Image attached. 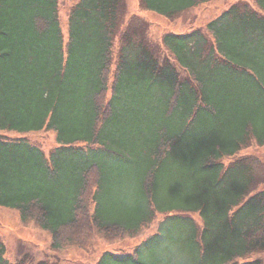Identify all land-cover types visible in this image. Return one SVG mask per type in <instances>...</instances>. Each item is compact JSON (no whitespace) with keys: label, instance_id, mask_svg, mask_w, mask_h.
<instances>
[{"label":"trees","instance_id":"1","mask_svg":"<svg viewBox=\"0 0 264 264\" xmlns=\"http://www.w3.org/2000/svg\"><path fill=\"white\" fill-rule=\"evenodd\" d=\"M209 1L140 4L175 20ZM255 2L157 43L126 0H79L67 39L59 0H0V207L47 230L54 249L157 222L132 252L95 264H264L253 258L264 253L262 161L238 156L264 146ZM44 130L56 136L49 157L7 135ZM6 252L0 236V264H24Z\"/></svg>","mask_w":264,"mask_h":264},{"label":"rangeland","instance_id":"2","mask_svg":"<svg viewBox=\"0 0 264 264\" xmlns=\"http://www.w3.org/2000/svg\"><path fill=\"white\" fill-rule=\"evenodd\" d=\"M79 0H59V14L64 39L68 36V16L73 5ZM238 1L248 2L252 8L257 9L255 0H211L201 4L181 17L171 20L152 10L141 6L140 0H126L127 19L137 15L149 23V35L157 43H162L164 34H185L196 28H204L207 23L216 19L231 5ZM117 45V44H116ZM10 137L25 136L32 144L37 145L49 157V152L57 146L53 131L30 132L26 134L7 133ZM251 154L260 159L259 169L264 171V146L253 144L243 150L238 156ZM230 159L225 158L224 162ZM200 221L197 214H193ZM159 219L163 216H159ZM157 230V222L137 236L112 237L99 233L97 230L92 236L91 246L86 249L67 248L54 249L51 234L35 224L33 221L24 222L17 210L0 207V236L6 245V257L12 263L22 261L24 264H38L45 261L48 264H95L100 254L105 251L132 252L134 247ZM253 258L264 261V253Z\"/></svg>","mask_w":264,"mask_h":264}]
</instances>
